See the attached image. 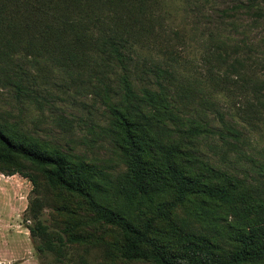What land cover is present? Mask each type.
Returning <instances> with one entry per match:
<instances>
[{"label":"trees","instance_id":"trees-1","mask_svg":"<svg viewBox=\"0 0 264 264\" xmlns=\"http://www.w3.org/2000/svg\"><path fill=\"white\" fill-rule=\"evenodd\" d=\"M246 4L238 7L264 17V0ZM165 5L0 0V80L39 101L32 85L50 80L49 73L95 79L108 112L105 136L126 166L112 182L98 161L0 121V172L52 192L57 227L43 220L47 201L39 196L28 215L39 252L52 253L56 264H77L69 252L74 245L106 246L107 262L98 264H264V166L254 183L199 156L198 143L217 131L196 106L208 102L201 89L179 79ZM223 43L219 64L228 61ZM157 48L168 57L163 62L146 54ZM263 85L254 87L264 98Z\"/></svg>","mask_w":264,"mask_h":264},{"label":"rangeland","instance_id":"rangeland-1","mask_svg":"<svg viewBox=\"0 0 264 264\" xmlns=\"http://www.w3.org/2000/svg\"><path fill=\"white\" fill-rule=\"evenodd\" d=\"M165 3V26L171 36L168 48L177 52L179 79L201 89L198 94L208 102L196 106L217 131L198 143L199 156L255 183L262 178L264 166V103L259 99L264 98L254 87L264 81V17H254L238 7L248 0ZM223 42L228 61L219 64L215 53L218 49L225 52ZM146 54L161 62L168 58L159 48ZM24 59L19 56L16 60L26 63L24 67L31 73H39ZM48 76L50 80L40 77L38 86L32 85L39 90V101L17 94L13 86L0 80V121L19 123L67 151L98 161L107 167L110 180L117 182L126 166L105 136L108 112L93 87L96 80L73 82L54 72ZM261 90L264 93V87ZM220 132L227 134L229 143H224ZM51 193L44 185L34 189L29 178L19 173L8 176L0 172V264H56L52 253L39 252L41 240L31 234L29 226L34 220L28 215L31 199L39 196L47 201L43 220L52 229L57 227L61 217L53 208ZM179 214L183 215L181 209ZM69 252L77 264L107 262L106 246L74 245Z\"/></svg>","mask_w":264,"mask_h":264}]
</instances>
